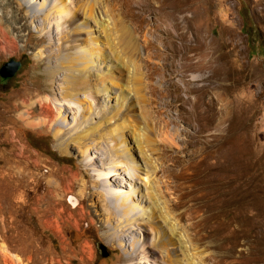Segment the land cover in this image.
<instances>
[{"label":"rangeland","instance_id":"1","mask_svg":"<svg viewBox=\"0 0 264 264\" xmlns=\"http://www.w3.org/2000/svg\"><path fill=\"white\" fill-rule=\"evenodd\" d=\"M55 1L43 40L27 5L0 10L22 32L0 43V67L21 62L0 86V264H127L128 233L101 215L116 200L100 194L125 191L131 162L157 214L139 261L264 264V0H192L183 24L167 0ZM226 102L216 131L207 106Z\"/></svg>","mask_w":264,"mask_h":264},{"label":"bare ground","instance_id":"2","mask_svg":"<svg viewBox=\"0 0 264 264\" xmlns=\"http://www.w3.org/2000/svg\"><path fill=\"white\" fill-rule=\"evenodd\" d=\"M13 1L15 2V0H0V10H5L8 6H10L11 2L13 3ZM17 5L19 6H22V5H27V7L29 8V17L31 19V22L32 23H37L40 27H39V30H38V36L37 38L38 39H42L45 37L43 35V32H42V24L44 22V20L48 19L50 23H52V20H54V18H57L56 16H51L48 12H46L45 14H41V12L43 10H45L47 7H51L53 5L54 2H56L55 0H53L54 2H52V0H17ZM167 1H170L171 4V10L173 11L175 17L177 18L176 19V22L178 24H183V23H186V19L183 18V17H180L182 15V13L186 12L188 9H190L192 6H193V2H195L193 0H167ZM196 4V3H195ZM51 5V6H50ZM60 5V4H58ZM169 5V4H168ZM57 7V6H56ZM8 10V9H7ZM6 10V11H7ZM191 10V9H190ZM189 10V11H190ZM11 12V11H10ZM172 13V14H173ZM184 16V15H183ZM5 22H9V20H11L9 23L12 24L10 25V29L9 30H4L2 27H0V35L2 36V38H0V43H8V36L10 34H14L15 31H17V34L20 33L19 31V28L15 26V23H16V20H17V17L11 13V14H8L6 15L5 17ZM40 19V20H39ZM3 20V19H2ZM30 21V20H29ZM174 21V19H173ZM54 24V23H53ZM8 25V24H7ZM17 25V24H16ZM52 25V24H51ZM58 25H62L61 24V21L59 22ZM191 25V24H190ZM185 26V25H184ZM21 28V27H20ZM185 28V27H184ZM188 28V27H186ZM185 28V29H186ZM21 30V29H20ZM84 30V29H83ZM189 30V29H187ZM90 31V30H89ZM78 32V31H76ZM76 32L74 31V33L76 34ZM81 32V31H80ZM88 32V31H87ZM86 32V33H87ZM16 33V32H15ZM22 33V32H21ZM20 33V34H21ZM91 34V32H90ZM88 35V34H87ZM54 36V35H53ZM72 36V35H71ZM69 37V36H68ZM68 37H65L67 38L66 39V42L68 41ZM91 37V35H90ZM184 37V36H183ZM54 38V37H53ZM70 38V37H69ZM74 37L72 36V40H75V38L73 39ZM88 38V37H87ZM65 41V40H64ZM188 41V40H187ZM190 44V43H189ZM185 46V45H184ZM190 46V45H188ZM194 47H196L194 45ZM193 48V47H192ZM201 50V48H200ZM196 51V50H195ZM189 52V51H188ZM191 52V51H190ZM194 52V50L192 51ZM71 51H68L65 53V57H64V60H70L71 58ZM77 54L79 56H82L81 52H77ZM185 54V53H184ZM183 54V55H184ZM198 54V53H197ZM189 55V54H187ZM195 55V54H194ZM193 56V55H192ZM190 56V58L192 57ZM202 56V55H201ZM87 57V56H85ZM184 57V56H183ZM200 58V54L198 56ZM197 57V58H198ZM189 57H186L185 59V65L183 66L185 69L187 70H190V71H193V70H199V66L195 64H193V62L191 61ZM194 59V58H193ZM192 59V60H193ZM87 60V58H86ZM183 60V59H182ZM184 62V61H183ZM199 62V61H198ZM86 63V62H85ZM206 64V63H205ZM204 64V65H205ZM99 65V64H98ZM199 65H200V62H199ZM97 66V65H96ZM108 68V67H107ZM201 68V67H200ZM204 69V67H203ZM202 70V69H201ZM186 71V70H185ZM198 72V71H196ZM201 74V73H200ZM193 83H196L198 81L197 78H194L193 80ZM191 81V82H192ZM196 92H198V96H197V99L199 101V103L203 100L204 101V95H205V89H203L202 87H199L198 86V89H196ZM210 94V93H209ZM208 100V99H207ZM108 103V102H107ZM203 104V103H202ZM77 105V104H76ZM228 103L226 102V104L222 105L221 108L217 109L216 111L214 110V104H211V105H208L207 106V111L208 112H211L212 113V116H215L216 117V125L214 126L215 130L217 131V129H219L221 131L223 125L228 121ZM72 109H74V112L76 111H79L81 108H79V106H76L75 108H73V106H71ZM70 109V108H69ZM65 109H62V108H59L57 110V119H59L62 123L66 124V121H68L69 119H72V118H69L68 116L66 115H63L64 113L66 114V112H70V110L67 109V111ZM198 116L201 117L202 114L199 112L198 113ZM68 127V126H67ZM73 128V127H72ZM71 127H68L67 130H71L72 129ZM225 129V128H224ZM222 134V133H221ZM228 137V136H227ZM232 139V138H231ZM229 140V139H228ZM234 140V139H232ZM224 141L226 142V139L224 138ZM237 142V141H236ZM236 142H232L231 143H225L229 145V149H226V154L229 155L230 158H232V154H235V153H238L240 152L241 153V156L238 157L237 155V158L238 160L240 161V159H243L244 157V149L240 146V143H236ZM216 144V143H215ZM243 144V143H241ZM217 149V148H215ZM214 149V150H215ZM218 150V149H217ZM220 154L222 153V149H220ZM214 152V151H213ZM116 156V155H115ZM113 166V165H112ZM101 167H104V165H101ZM137 167V166H136ZM111 169V168H110ZM104 174V178H110V180L112 179H116L114 178V175L117 174L118 172V169L117 167H114V169L112 168V170H110ZM104 170V169H103ZM111 171L113 173H111ZM125 171L128 172V175L129 177H127V182L122 181L123 185L121 184V187H125V191L121 194H115L113 191H112V187H113V184L112 186H107L109 187V190L104 193L102 192L100 194V198L105 200V196L110 193L112 196L110 197H113L114 200H116L114 202L113 205H110L112 206V208L116 211H113L112 208L109 207V205H107V207H104L102 208L101 212H102V216L103 218L105 219V222L108 223L110 222L111 220H116L117 222H121L123 224V226H119L120 228L118 229V227H115V232L116 234L120 237L122 236V231H126L128 233L127 236H125L126 238H129L131 239V242H130V245H127V248H130L131 251H133V254H129L127 256V264H143L145 263L144 261L141 262L138 260L139 256H138V240H137V237H145L146 234L148 233L149 231V228H150V225L151 224H154V221L156 220V215L157 214H153V213H148L147 209H143L141 207V204L143 203H148V200L146 202L145 200V197L142 195L141 193V190H140V185H142L143 183L142 182H145L144 179H142L138 173H137V168H136V171H135V164L134 163H129L127 164V167L125 168ZM75 176V175H74ZM110 176V177H109ZM120 181V180H119ZM149 182V181H148ZM107 184V182H106ZM147 184V183H146ZM104 185V184H103ZM101 185V186H103ZM108 185V184H107ZM118 186V185H117ZM144 186V185H143ZM150 186V185H149ZM106 188V187H105ZM119 188V187H118ZM147 190V199H150L151 198V195L150 194V190L148 189H145ZM109 194V195H110ZM118 195H121V197H123V200L121 201H118L119 198L117 197ZM156 206L159 208V203H155ZM147 210V211H146ZM117 213V214H116ZM118 215V217H117ZM147 225H149V228L147 227ZM121 230V234H119V231ZM130 235V236H129ZM179 241H180V246L182 245V242L183 240H181V238H179ZM140 244V242H139ZM143 245V244H141ZM125 251V250H124ZM145 252L144 254V257L146 258L147 256V252H146V249L142 250L140 253H143ZM5 253V252H4ZM6 254V253H5ZM4 254V255H5ZM13 258V257H12ZM21 260V259H20ZM52 263L54 262V260L52 259L51 261ZM57 264H62V262L60 260H58L56 262ZM147 264V263H146Z\"/></svg>","mask_w":264,"mask_h":264},{"label":"water","instance_id":"3","mask_svg":"<svg viewBox=\"0 0 264 264\" xmlns=\"http://www.w3.org/2000/svg\"><path fill=\"white\" fill-rule=\"evenodd\" d=\"M21 62L10 60L0 67V86H5L20 70ZM97 249L103 257L107 256L106 248L101 243L97 244Z\"/></svg>","mask_w":264,"mask_h":264}]
</instances>
